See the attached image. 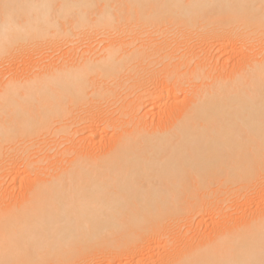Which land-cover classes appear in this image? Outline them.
Listing matches in <instances>:
<instances>
[{
	"label": "bare ground",
	"instance_id": "6f19581e",
	"mask_svg": "<svg viewBox=\"0 0 264 264\" xmlns=\"http://www.w3.org/2000/svg\"><path fill=\"white\" fill-rule=\"evenodd\" d=\"M263 174L264 0H0V264H264Z\"/></svg>",
	"mask_w": 264,
	"mask_h": 264
},
{
	"label": "rangeland",
	"instance_id": "374dc122",
	"mask_svg": "<svg viewBox=\"0 0 264 264\" xmlns=\"http://www.w3.org/2000/svg\"><path fill=\"white\" fill-rule=\"evenodd\" d=\"M103 43L98 44V45L99 46L100 45L103 46V45L106 44L105 42H103ZM93 45L96 46V43H93ZM211 45H214L215 47L213 46V48H212V46H211L210 49L208 48L209 49V53L213 57H216V58L218 57L219 58V63L217 64V68H219L222 65V63H224L226 65H228V64L231 65L232 63L234 64L236 62H239V58H240L239 55L240 54H238L237 52H234L233 55H225L227 49L233 48L234 50H236V47L234 48V47H230V46H225V42H220V43L212 42ZM63 49L61 51L57 52V54L53 53V55H51L52 58H53L52 59L53 62L57 60V58L59 57V55H61V53H63V51L65 50V49L64 50ZM198 54L200 55V52H198ZM57 55H58V57H54V56H57ZM35 60H38V55H33V53L29 54V57H26L24 59L13 60L12 64L10 66H6L7 68L9 67L8 70L10 72L8 74L7 78L8 77L17 76V75H21L23 73L22 71L28 70V68L31 65V62L32 61L34 62ZM4 68H5V66H4ZM30 70L31 71H33V70L36 71L35 69L32 70V68H30ZM27 72L25 74H27ZM11 74H12V76H11ZM180 98L181 97H179V99ZM179 106L181 107L182 104L180 103ZM254 180H257V179H254ZM254 180L252 181V185L250 187H248L247 189H245L242 192V194H241L242 196L249 197V200H247V198H240L239 196H235L234 195L233 197L236 200H240V203H241L240 206H238L236 208H231L230 210H228V212H226V211H223V212L222 211H215L214 213H211L209 215L204 216V218L207 221L205 219H203L204 221L202 223H200V225H198V226L197 225L196 226L193 225V229H192L193 231L190 234H193V232H194V234H196V235H200V234L203 233L205 236L206 235L207 236H212L218 230L224 229L227 224H232V225L237 226V224H239L240 222L245 221L246 216L249 217L253 213H256V216H257L258 213L263 212L264 211V174H263V176L260 179L257 180V182H254ZM17 183L18 182H16V185L12 183V185H15L16 187H18ZM203 194H213V191H212V189H211V191H208V192L198 191L197 192L198 196L196 198V202L200 203V200L205 201L208 204L209 208H213L214 207V203L212 202V200L207 201L204 197H202ZM16 195H17V192L13 193V195H10V197H16ZM243 204H245V205H243ZM228 205H230V204H228ZM159 245H161V243ZM154 249H153V251H152V248L149 249L150 251L148 253H147L148 250L145 251L152 260L155 259V255H156L155 253L158 252V251L154 252ZM155 250H157V249H155ZM146 253L144 254V256L145 255L147 256ZM151 255H153V256H151ZM146 258H148V256ZM150 258H149V260H150ZM152 260H150V261H152ZM101 262H102V264L104 263L103 261H101L100 257L96 258V263L97 264H99V263L101 264ZM126 262L127 261H125L123 263L132 264L129 261L127 263ZM141 262L142 261H140V262L139 261L138 262L134 261L133 263H135V264L136 263H138V264L139 263L140 264H144V263L145 264H150V263H148V261L147 262L145 261L143 263H141ZM114 263L115 262H112L111 264H114ZM104 264H108V262L104 263Z\"/></svg>",
	"mask_w": 264,
	"mask_h": 264
}]
</instances>
